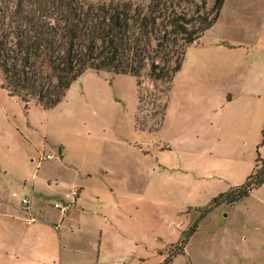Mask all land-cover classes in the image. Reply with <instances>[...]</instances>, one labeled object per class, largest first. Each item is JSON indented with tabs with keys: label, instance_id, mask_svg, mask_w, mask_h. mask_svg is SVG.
Segmentation results:
<instances>
[{
	"label": "rangeland",
	"instance_id": "obj_1",
	"mask_svg": "<svg viewBox=\"0 0 264 264\" xmlns=\"http://www.w3.org/2000/svg\"><path fill=\"white\" fill-rule=\"evenodd\" d=\"M3 83L0 73V251L12 244L6 235L22 206L13 193L23 194L24 181L45 188V163L64 161L77 172L82 160L87 168L108 161L124 168V178L104 179L95 169L93 186L125 180V191L156 203L152 213L189 220L170 245L158 239L167 242L165 264H264V184L222 203L191 234L216 199L264 167V0H226L215 25L186 49L172 87L87 70L45 110L26 109ZM55 175L60 199L72 178Z\"/></svg>",
	"mask_w": 264,
	"mask_h": 264
},
{
	"label": "trees",
	"instance_id": "obj_2",
	"mask_svg": "<svg viewBox=\"0 0 264 264\" xmlns=\"http://www.w3.org/2000/svg\"><path fill=\"white\" fill-rule=\"evenodd\" d=\"M226 0H0L2 87L29 109L52 110L87 70L146 76L172 87L186 49L219 19ZM264 184V167L215 200L191 230L222 203Z\"/></svg>",
	"mask_w": 264,
	"mask_h": 264
},
{
	"label": "crops",
	"instance_id": "obj_3",
	"mask_svg": "<svg viewBox=\"0 0 264 264\" xmlns=\"http://www.w3.org/2000/svg\"><path fill=\"white\" fill-rule=\"evenodd\" d=\"M62 154L60 159L68 158ZM53 161L40 169L45 175V188L38 187V180L35 185L28 186L24 181V188L20 186L23 194L33 197L36 221L27 224L30 216L26 217L23 206L17 215H12L13 228L6 235L12 244L0 251L4 257L0 264H165L162 247L167 242L158 239L167 237L170 245L178 229L181 230L177 236L186 231L189 220L175 212L152 213L150 208L156 203L125 191V180L102 183L101 190L93 186L92 180L98 177L95 169H101L104 179L124 178V168L111 169L108 161L87 168L82 160L77 172L66 167L64 161ZM58 171H65L72 178L70 189H65L60 199L55 198L56 189L52 187ZM75 188H81L75 206L66 216L59 214L52 203ZM182 221L186 224L180 228Z\"/></svg>",
	"mask_w": 264,
	"mask_h": 264
},
{
	"label": "built area",
	"instance_id": "obj_4",
	"mask_svg": "<svg viewBox=\"0 0 264 264\" xmlns=\"http://www.w3.org/2000/svg\"><path fill=\"white\" fill-rule=\"evenodd\" d=\"M78 195H79V190L74 189L66 193L63 199L54 201L52 203V208L55 211L59 212L60 214L66 216L75 206ZM13 197L19 200L20 204L26 210L27 214H29L30 217L26 219L27 224L28 225L33 224L36 221V216L32 212V197L18 193H13Z\"/></svg>",
	"mask_w": 264,
	"mask_h": 264
}]
</instances>
